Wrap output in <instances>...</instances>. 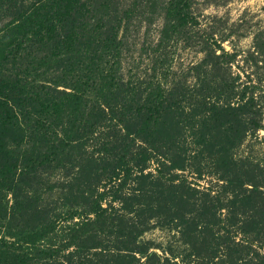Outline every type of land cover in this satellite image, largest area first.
Instances as JSON below:
<instances>
[{
	"label": "trees",
	"instance_id": "obj_1",
	"mask_svg": "<svg viewBox=\"0 0 264 264\" xmlns=\"http://www.w3.org/2000/svg\"><path fill=\"white\" fill-rule=\"evenodd\" d=\"M190 7L191 0H0V264L51 260L56 250L45 244L51 245L59 220L79 213L73 207L64 218L49 215L45 204L55 187L40 181L43 173H62L64 198L95 217L69 226L64 248L96 231L110 233L102 207L107 198L133 211L153 203L162 184L140 172L179 144L181 107L170 108L167 100L175 82L174 51L193 23ZM159 19L154 39L151 28ZM142 28L144 78L134 71L135 80L127 81L123 69ZM201 106L208 116L199 122L197 144L204 149L197 154L206 153L207 166L222 184L199 191L186 179H170L173 199L192 208L194 225L208 237L204 250L211 264H264V195L244 189L241 176L228 175L236 168L230 152L243 137L237 115L232 119L230 111ZM244 111L258 129L253 104ZM216 133L220 138L213 143ZM100 134L123 145L107 143L96 156L88 153V143ZM169 168L183 170L184 160H171ZM134 169L140 173L135 179ZM80 178L86 182L77 183ZM132 179L137 188L126 195ZM222 210L224 219L217 216Z\"/></svg>",
	"mask_w": 264,
	"mask_h": 264
},
{
	"label": "rangeland",
	"instance_id": "obj_2",
	"mask_svg": "<svg viewBox=\"0 0 264 264\" xmlns=\"http://www.w3.org/2000/svg\"><path fill=\"white\" fill-rule=\"evenodd\" d=\"M130 1L118 0L121 4ZM190 13L193 23L185 29L174 51L172 71L175 82L167 100L170 108L178 103L181 107L179 144L167 150L164 158L153 159L140 172L149 176V181L154 184H162L152 195L153 203L148 208L133 211V208L107 198L102 207L106 209L104 224L110 233L96 231L86 242L78 241V244L64 248L69 238L68 227L93 221L95 217L88 213L85 205L75 207L70 197L64 198L67 192L61 187L67 185V179L62 173L41 174L43 184L50 183L55 187L45 204L49 215L61 214L59 219L64 218L65 212L73 207L79 213L73 220L57 221L51 245L45 244L46 249L56 250V253L51 260L40 264H200L203 260L202 264H211L207 260L209 253L204 250L209 245L204 242L208 237L199 232L200 225H194L192 208L183 205L179 198L173 199V187L169 185L170 179L177 180L175 183L186 179L197 190L205 191L216 190L222 184L219 174L207 166L206 153L203 152L204 156L197 154L204 149L197 144L202 132L199 122L203 116H208L201 103L206 104V110L215 105L222 109L220 111H230L234 114L230 116L232 119L237 115L238 130L243 137L240 145L230 152L236 168L228 175L241 176L244 189L257 190L264 195V0H191ZM2 22L0 17V25ZM161 23L159 19L152 25V38H156ZM143 32L144 28L134 40L123 69L125 78H129L127 81L135 80L132 77L134 71L142 73L140 78H144L146 60L139 52ZM133 36L134 33L129 39ZM248 104L254 106L258 129L252 128L250 116L244 113ZM214 136L213 143L220 138L218 133ZM112 142L117 149L123 145L121 140ZM112 142L100 134L88 143L86 150L96 156L103 145H112ZM178 157L184 160L185 168L170 169L171 160H178ZM161 161L165 163L163 166ZM140 173L134 169L132 178ZM134 179L128 181L126 195H132L137 188ZM76 182L86 180L80 178ZM226 215L225 210L217 213L221 219ZM118 230L125 236H120ZM234 240L240 242L241 238ZM194 248L199 249V257L193 255ZM261 252H264V241ZM219 261L213 259L214 263Z\"/></svg>",
	"mask_w": 264,
	"mask_h": 264
}]
</instances>
